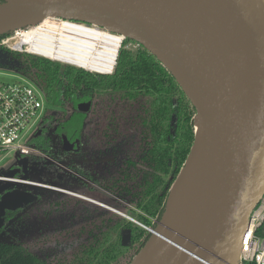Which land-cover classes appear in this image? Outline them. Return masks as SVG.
Here are the masks:
<instances>
[{"label":"water","instance_id":"95a60500","mask_svg":"<svg viewBox=\"0 0 264 264\" xmlns=\"http://www.w3.org/2000/svg\"><path fill=\"white\" fill-rule=\"evenodd\" d=\"M43 16L95 24L137 41L170 70L197 109L196 137L165 212L130 264H237L251 213L264 195V0H1L0 35ZM64 147L72 149L67 137ZM17 158L0 177L21 172L29 180V157ZM19 184L0 178V228L5 210L39 198ZM174 197L181 209L169 224ZM157 235L165 237L160 244ZM130 238L125 232L123 244Z\"/></svg>","mask_w":264,"mask_h":264},{"label":"trees","instance_id":"16d2710c","mask_svg":"<svg viewBox=\"0 0 264 264\" xmlns=\"http://www.w3.org/2000/svg\"><path fill=\"white\" fill-rule=\"evenodd\" d=\"M13 33L0 35V67L40 86L49 105L47 126L33 139L41 154L29 160L62 161L53 134L62 145L67 137L75 149L64 151L78 159L64 164L91 194L66 189L121 213L59 191L33 210L11 212L1 231L9 239H0V264H130L161 220L190 154L195 105L146 47L136 41V52L128 48L130 38L122 41L114 71L100 73L12 50L3 41ZM88 102L89 111L79 109Z\"/></svg>","mask_w":264,"mask_h":264},{"label":"bare ground","instance_id":"6f19581e","mask_svg":"<svg viewBox=\"0 0 264 264\" xmlns=\"http://www.w3.org/2000/svg\"><path fill=\"white\" fill-rule=\"evenodd\" d=\"M123 37L95 24L66 18L43 16L36 25L19 30L12 38L15 49H23L53 60L62 61L90 71L111 72L121 47ZM174 197L169 205L166 222L171 224L176 217ZM159 230L169 235V228ZM165 237L157 235V244Z\"/></svg>","mask_w":264,"mask_h":264},{"label":"built area","instance_id":"2783aa9c","mask_svg":"<svg viewBox=\"0 0 264 264\" xmlns=\"http://www.w3.org/2000/svg\"><path fill=\"white\" fill-rule=\"evenodd\" d=\"M12 38H7L3 43L14 48ZM47 108L43 89L29 79L21 77L15 82H0V152H16L20 156L41 154L33 143L37 131L33 138L27 137L30 129L41 124ZM0 178L59 189L50 184L31 181L30 178ZM237 264H264V195L251 213Z\"/></svg>","mask_w":264,"mask_h":264},{"label":"rangeland","instance_id":"374dc122","mask_svg":"<svg viewBox=\"0 0 264 264\" xmlns=\"http://www.w3.org/2000/svg\"><path fill=\"white\" fill-rule=\"evenodd\" d=\"M15 35H16V32H14L9 38L14 37ZM5 45L7 47L11 48L12 50H15L18 52L31 53V52L26 50V46H24L23 49H21V48L15 49V48L10 47V45H7V44H5ZM128 48H130L134 52H136L137 49L139 48V44L136 41H131L128 45ZM55 61H57V60H55ZM60 62H62V61H60ZM62 63H64V62H62ZM65 64H68V63H65ZM21 77H23V76L18 74V72L2 69L0 67V82H15V81H19V79ZM41 125L42 124H39L38 126H35L32 129H30L27 138L28 139L33 138L35 131H37ZM51 129H50L49 133H51V131H52ZM53 138L56 140V142H55L56 148L59 149L60 152L64 155L62 161H56L57 162L56 163L48 155H43V159H41L40 161L31 160L29 163V178H30V180L35 181V182H41V183H49L51 185L59 186L62 188H72L75 190L84 191V192H88L89 194H91V191L87 190L82 185L81 181L79 180V178L76 174H73L71 172H67L66 175L63 176V178H60V175L64 172L65 168L63 169L61 167V165H58V164L65 163L66 162L65 160L68 159L69 157L77 158V155L74 151L65 152L64 151L65 147L60 143L56 134H53ZM17 161H18V158H17L16 152H10V153L4 152L0 156V172H2L4 170H10L12 168H15L17 165ZM56 172L59 173L60 175L57 174ZM18 175L21 176V173H19ZM18 188L33 191L36 194L41 196L42 199L35 202L32 205V207H30L31 210L35 209V206H37L38 204L44 205L45 201L53 198L54 196H56L59 193L58 190H53V189H50L47 187H43V186L36 185V184H29V183H21L18 185ZM28 210H29V207H26V209H24L25 212ZM2 238L6 239V240L9 239V237L4 235V234L0 236V239H2Z\"/></svg>","mask_w":264,"mask_h":264},{"label":"flooded vegetation","instance_id":"af4514ba","mask_svg":"<svg viewBox=\"0 0 264 264\" xmlns=\"http://www.w3.org/2000/svg\"><path fill=\"white\" fill-rule=\"evenodd\" d=\"M120 49V48H119ZM115 64H116V62H115ZM76 66V65H75ZM115 67V66H114ZM81 68H83V67H81ZM114 71V70H113ZM113 71H111V72H100V73H112ZM94 72H96V71H94ZM48 107H49V105H48ZM90 110V109H89ZM41 126L39 127V129L37 130V132H39V131H41V133H42V131H43V129L47 126V123H42L41 122ZM40 133V134H41ZM40 134H38V135H40ZM38 135H36V136H38ZM35 136V137H36ZM70 142V141H69ZM71 143V142H70ZM72 144V149L71 150H74L75 149V145H74V143H71ZM64 146V145H63ZM51 158V157H50ZM54 162H56L57 160H54V159H52ZM57 163V162H56ZM58 165H61V167L64 169L65 168V170H64V172L61 174V175H63L66 171H70L71 173H74V172H72L70 169H68L66 166H65V164L63 163V164H58ZM21 173V172H20ZM57 173V172H56ZM19 174V173H18ZM57 174H59V173H57ZM60 175V174H59ZM60 175V176H61ZM17 176H19V175H17ZM21 176H22V173H21ZM20 177V176H19ZM46 184H49V183H46ZM51 185V184H50ZM52 186H55V185H52ZM18 187V186H17ZM55 187H58L59 189H53V190H58V191H60V192H65V193H71V194H73V195H76V196H79V197H82V198H84V199H87V200H90V201H93V202H95V203H98V204H101V205H103V206H106V207H108V208H111V209H113V210H116V209H114V208H112V207H110V206H108V205H106V204H104V203H102V202H99V201H97V200H95V199H93V198H90V197H87V196H84V195H82V194H79V193H76V192H73V191H71V190H68V189H66V188H62V187H59V186H55ZM14 188H16V187H14ZM14 188H10V189H8V190H12V189H14ZM51 189V188H50ZM27 191H30V190H27ZM71 191V192H70ZM30 192H32V193H34V194H36L35 192H33V191H30ZM38 195V194H37ZM1 197H2V195L0 194V199H1ZM39 199V198H38ZM38 200H36L35 202H37ZM35 202H33V203H29V204H27V205H25V206H23V207H21V208H17V209H14V210H12V209H7V210H5V213L3 214V216H4V218H5V223H4V225L0 228V236L1 235H5V233H1V231H2V229H3V227L6 225V223H7V218L9 217V215L11 214V212H15V211H17V210H19V209H23V208H26V207H30V206H32ZM0 211H1V209H0ZM116 211H118V210H116ZM118 212H120V211H118ZM121 213V212H120ZM122 214H124V213H122ZM134 221H136V222H138L137 220H135V219H133ZM138 223H140V222H138ZM151 231V230H150Z\"/></svg>","mask_w":264,"mask_h":264}]
</instances>
